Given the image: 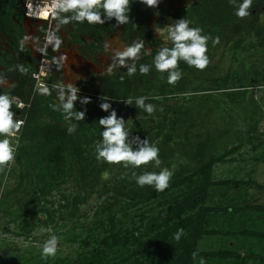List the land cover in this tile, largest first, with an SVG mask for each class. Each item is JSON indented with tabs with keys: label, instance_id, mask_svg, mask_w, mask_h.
<instances>
[{
	"label": "rangeland",
	"instance_id": "374dc122",
	"mask_svg": "<svg viewBox=\"0 0 264 264\" xmlns=\"http://www.w3.org/2000/svg\"><path fill=\"white\" fill-rule=\"evenodd\" d=\"M208 1L203 0V6L194 8L189 23V27H200L201 34L209 36V64L205 69L197 70L180 61L178 67L183 72L182 78L178 84H168L166 73H158L154 66L145 75H141L137 68L132 76L127 75L125 67L117 70L121 78L125 77L123 74L127 75L125 83L119 87L122 93L117 91L106 96L107 92L97 82V88H102L97 93V99L83 94L91 98L90 103L82 105L79 99L75 102L76 110H95L90 116L91 122H95L94 118L99 120L109 114L99 107L100 98L109 97L118 116L128 120L130 140L135 141L139 136L159 146L165 135L170 134V139L164 145L169 150L168 159H160V168L166 167L173 174L182 175H172L168 187L162 192L155 191L153 186L147 189L148 185H145L142 187L146 191L143 200H129L130 196L120 194L117 185L125 186L124 192L130 190L131 193L132 188L138 187L133 172L139 175L142 171L155 172L160 168L154 167L151 161L141 165L139 169L125 168L122 162H98L95 158V144L101 137L100 131L94 129L95 136L92 141L83 145L81 156L74 155L69 146L67 147L66 160L73 169L69 178L63 181L65 173H61L54 184L47 185V180L41 176L38 163L37 149L40 142L32 143L30 138H25L21 142L26 144L28 152L16 150L14 162L0 170V264H63L64 260H77L82 248L80 242L88 234L86 229L89 230L99 217L106 215L100 210L109 205H113L112 212L115 213L117 226L126 230H130L132 226H140L141 220L143 226H147L145 224L150 223L152 217L169 212L172 204L182 198L183 191L190 190L194 193L198 189L191 201H196L199 207L204 204L206 208L214 206L213 202L219 197V193L214 194L215 190L220 189L219 183L224 185L221 188L227 189L225 193L228 196L248 194L253 197L249 199H254L252 204L264 207V190L260 191L264 189V38L256 34L254 27L249 28L246 25L239 32L234 29L237 24L250 21L258 26L263 24L264 0H252L249 15L243 18L234 14V7L229 0ZM206 3L208 5L205 6ZM257 19L261 22H256ZM261 27L264 28V24ZM217 39L218 42L213 43ZM251 43L253 47L250 46ZM167 46L171 47V44ZM235 53H238L236 58L232 56ZM152 57L150 53L140 61L142 64L151 65ZM162 75L164 79L161 78ZM223 78L227 80L223 81ZM179 85H184L181 86L183 89H178ZM87 87L94 92L93 85ZM230 92L236 94L228 97L227 93ZM141 95L148 96L150 103L155 106L151 115L123 102V99L132 97L134 103L135 98ZM31 98H34L37 108L34 124L54 122L44 111L47 97L35 92ZM55 102L57 103L56 98ZM49 110L53 108L50 107ZM179 110L188 114L181 116L184 118L181 124L175 121L176 116L181 115ZM158 122L163 125L160 133ZM62 124L67 125V122ZM188 126V137L192 141L197 139L196 135L201 139L205 138L207 133L214 140L209 145L212 148H208V152L214 156L209 178L211 187L208 184L205 186L207 181L199 170L204 163L199 155L200 148L185 142L187 139L184 131ZM248 136H251L250 139ZM12 139L17 142L19 138ZM135 146L133 143V147ZM97 165L102 167L100 171H97ZM83 166L85 170L81 173L79 170ZM105 171L109 174L107 179L102 178ZM193 171H196L195 175L188 179ZM200 186L203 190H200ZM119 201L134 203L127 209L125 216L118 209ZM261 211L264 216V208ZM181 218L182 216L175 218L169 225ZM118 219H122V222ZM215 220L210 219L209 229L217 228L226 218L220 215ZM153 224L151 221V226ZM22 225L26 228H22ZM103 228L97 226V234L104 235ZM157 231L155 228L147 230L148 233L143 230L140 235L145 242L140 247L131 241L126 245H114L108 251L109 257L120 260L134 248L138 250L136 256L141 253L148 255L151 245L149 240ZM53 234L59 238L57 254L46 260L42 259L41 248L45 240ZM220 238L217 234H205L199 241V252L219 249L224 243ZM246 251L243 249L242 252ZM161 253L155 249L152 257L158 259ZM146 255L145 260H150V256L146 258ZM195 258L197 264L204 260L203 256ZM129 262L128 260L127 264Z\"/></svg>",
	"mask_w": 264,
	"mask_h": 264
},
{
	"label": "trees",
	"instance_id": "16d2710c",
	"mask_svg": "<svg viewBox=\"0 0 264 264\" xmlns=\"http://www.w3.org/2000/svg\"><path fill=\"white\" fill-rule=\"evenodd\" d=\"M246 25L249 28L254 27L256 34L261 35L264 38V28L259 27L258 24L255 25L254 22L251 21L244 24H237L234 29L236 32H239L242 31V28ZM250 46L253 47V43H251ZM237 55L238 53L232 54L235 58ZM126 76L124 78H119L120 76L116 75L109 78L108 86L110 89L114 92L118 91V93H122L123 91L119 89L118 84L126 80ZM224 80L226 81L227 78H223V81ZM181 86L184 85L177 86L178 89L179 87L181 88ZM110 93L112 92H108V94ZM235 94L236 92L227 93L228 97H233ZM47 99L44 111L47 112L54 122H47L43 125L34 124L37 109L35 108V104H31L30 102V105L25 106L21 111L25 123L22 126L19 142H16V150H19L22 153L28 152L26 144L21 142V140L25 138H30L32 143L39 141L40 144L37 149V154L38 163H40L41 176L47 180V185H51L55 183L58 174L65 173L62 178L63 181H66L72 174L73 169L66 160L67 147L69 146L70 151L74 155L81 156L84 151L83 145L92 141L95 136V133L93 132L94 129L97 131H101L102 129L96 118H94L95 122H91L92 119L90 116L94 114L95 110L85 109L86 120L73 121V123L77 124L76 130L71 134L68 133L67 125L62 124L64 120L61 113L54 109L49 110L51 107L50 105L56 103L55 100L51 97H48ZM145 102L150 103V99L148 98ZM133 107L135 106L133 105ZM137 109L138 108H136V110ZM103 112L108 113L105 111ZM145 113L148 114L147 112ZM179 113H181V115H177L175 121L178 124H181L184 120L181 116L188 114L182 110H179ZM161 121L163 120L161 119ZM88 122H90V124H87ZM162 126L161 122L157 123L158 133H160ZM188 129H190V126L185 128L184 131L187 139L185 142L190 146L194 145L195 147L200 148L199 150L201 152L199 151V155H201L200 158L203 159L204 163H202L199 170L202 173L201 176L207 181L205 186L208 184V187H211L209 178L210 168L214 162V156H211L208 152V148H212L209 145H212L214 140L211 139V134L207 133L205 138L201 139L199 135H196L197 139L192 141L191 138L188 137ZM248 132L249 130L246 133ZM262 135L264 136V133H262ZM170 137V134H166L158 146L160 159H168L167 153L169 150L164 145ZM250 137L251 136H248L249 139ZM30 153H32V151ZM206 156L208 158H206ZM101 169L102 167L97 165V171H100ZM84 170L85 168L83 166L79 171L82 173ZM159 171L160 170H156L155 172L158 173ZM195 173L196 171H193L187 178L190 179ZM174 174L176 177L182 175V173ZM219 184H221L219 185L220 189H217L214 192V194L219 193L218 200L213 202L214 206L206 208L204 207V204L199 207L196 201H191L192 197L198 193V189H194V193H191L190 190L186 192L183 191L182 198L172 204L171 208L168 210L169 212L163 214L160 213L158 216L152 217L150 223L148 222L145 224L147 226H143V220H141L140 226H132L130 230H126L122 226H117L115 213L112 212L113 205L104 207L100 212L106 214L104 216L105 218L99 217V219L95 221V225L93 224L89 230L86 229L88 234L83 236L80 242L82 248H80L78 259L73 261L64 260L63 264H127L128 260L130 261L129 264H197L195 257L200 256H203L204 258L200 264H264V216L261 213V209L264 207L261 205L259 206L258 204H252L254 199H249L253 197L248 194L237 193V195L234 194L228 196L225 193L227 189L221 188L224 186L222 183ZM117 186L120 194L125 193L126 195H129V200L131 201H138V199L143 200V195L146 194V191H143V188L140 186L135 189L132 188L131 193L130 190L124 192L125 186L122 187L121 184ZM149 186L150 185L147 186V189ZM202 188L203 187L200 186V190H203ZM150 189L148 192H150ZM263 190L264 189H260V191ZM205 195H207L206 192ZM235 195L236 197H233ZM119 203L118 209H121L124 212L123 216L127 215V209L134 205V203L126 201H119ZM234 204L235 206L232 207ZM220 215L225 216L226 220H224V223L222 222L217 228L209 229L208 224L210 219L213 218L215 220ZM181 216V219L174 222L172 225H169L172 220L175 218L178 219ZM118 220L122 222V219ZM151 221L154 222L153 226H151ZM97 226L102 228L103 226L106 227L105 229L103 228L105 232L104 235L97 234ZM22 228L26 227L22 225ZM154 228L158 230L157 234L149 240L151 245L149 253H147L148 255L145 253L146 258L147 256L148 258L150 256V260H145V255L142 253L140 256H136L138 252L137 248H134L132 252L120 260H114V258L109 257L108 251L112 250L114 245L118 243L126 245L131 241L137 247H140L145 242L142 240L140 233H143V230L148 233L147 230H152ZM181 228L184 230L183 234L179 240H176L174 234ZM205 234H217L218 237H221L220 239L224 240V243H222V245L219 246V249H216L215 251H205L200 253L198 250L199 241L205 236ZM158 237L160 238L158 239ZM164 244L166 245L164 246L165 248L163 247ZM247 246L249 248H245ZM155 249L162 252L158 259L152 257ZM243 249H246L247 251L243 253ZM132 258H134L133 261L131 260Z\"/></svg>",
	"mask_w": 264,
	"mask_h": 264
},
{
	"label": "clouds",
	"instance_id": "9594fccd",
	"mask_svg": "<svg viewBox=\"0 0 264 264\" xmlns=\"http://www.w3.org/2000/svg\"><path fill=\"white\" fill-rule=\"evenodd\" d=\"M133 0H53L50 9H46L43 17H47L49 13L58 24H68L70 22L85 23L90 25L104 24L115 18L116 24H125L130 20V5ZM138 2L147 7L156 8L160 0H138ZM234 7V14L243 18L249 15V8L252 0H229ZM31 9V5H28ZM190 21L186 18H180L174 23L167 24L166 27L156 28L158 36L165 42L163 46L152 57L151 65L140 64L139 72L147 74L152 66L158 73H166V81L168 84H175L182 78L183 72L178 67L180 61L186 63L189 67L197 70H203L209 64L208 40L209 36L203 35L200 27H189ZM27 39V38H25ZM218 39L213 41L217 43ZM61 40L54 35L46 37L45 46L38 48L37 51L45 53L47 46L51 45L53 50L60 48ZM171 44V47L167 46ZM21 50L24 49V41L20 44ZM144 49L143 41L134 42L127 46L123 51L116 52L113 57L114 63L109 65L107 71L111 72L117 64L127 67V75L132 76L137 72V64L135 61L139 58L141 50ZM145 55L150 54V50L144 51ZM58 67L62 66L65 59L63 55L59 59L53 58ZM127 60H131V64H127ZM16 69L21 74H26L28 69L23 64H18ZM43 73H32L33 79L37 81L35 91L40 95H51L52 90L56 92L57 103L50 105L54 110L59 111L63 120L67 122V132L73 133L77 124L73 121H81L85 119V110H76V101L79 99L80 104L87 105L90 103V97L80 96V88L72 83L53 84L50 90L49 86L41 82ZM162 79L165 77L162 75ZM66 89V90H65ZM99 107L101 110L109 114L100 117L98 124L101 127V139L95 144V158L98 162L108 164H121L125 168L131 167L139 169L141 165H146L150 161L154 167L160 168L161 160L159 158V147L156 143H149L148 139H141L139 136L135 141L129 139V129L127 127L128 120L123 116H118L117 110L112 107L109 99L100 98ZM146 96H138L135 98L128 97L123 99L127 105H134L139 110H143L151 115L155 111V106L146 103ZM13 106L22 109L24 104L20 102L16 96L7 92H0V170L4 169L10 163L14 162L17 143L12 138L18 137L24 120L17 118ZM16 117V118H14ZM133 143L136 144L133 147ZM108 172L102 174V178H108ZM173 172L169 168H160L157 172L142 171L137 175L133 172L136 184L140 187L145 185L153 186L155 191L162 192L168 185ZM183 229H178L174 234V238L179 240L183 234ZM59 238L57 235H50L45 240L41 248V258L48 259L55 257L57 254Z\"/></svg>",
	"mask_w": 264,
	"mask_h": 264
},
{
	"label": "flooded vegetation",
	"instance_id": "af4514ba",
	"mask_svg": "<svg viewBox=\"0 0 264 264\" xmlns=\"http://www.w3.org/2000/svg\"><path fill=\"white\" fill-rule=\"evenodd\" d=\"M210 1L212 0L208 3ZM27 2L28 0H0V92L16 96L24 104L22 109L30 105V102H35L31 98L36 92L37 81L32 77L34 72L43 73L41 82L47 84L50 90L53 84L72 83L83 86L80 87V96L86 94L97 99V93L102 89L97 88L98 82L107 92L106 96L110 95L108 92L114 91L108 86L109 78L119 76L117 70L126 67L117 64L111 72L107 71L109 65L114 63L116 52L123 51L134 42L143 41L144 49L135 61L139 68V64H142L140 59L147 56L144 54L145 50H150L154 56L165 43L156 33V28L165 27L180 18L190 21L194 8L204 5L203 0H160L159 5L152 8L133 0L128 23L117 25L113 18L102 25H90L87 22L58 24L53 17H32L27 13ZM259 21L261 22L257 19L256 22ZM50 34L58 37L62 43L55 51L48 45L46 52L42 54L37 49L45 46L46 37ZM21 41H24L23 50L20 48ZM61 55L65 59L62 66L58 67L53 58L59 59ZM131 63V60H127V64ZM18 64H23L28 72L21 74L16 69ZM178 83L179 80L175 84ZM90 85L94 86V92L87 87ZM46 97L55 100V90ZM22 109L13 106L17 116L23 118ZM21 131L22 128L18 138Z\"/></svg>",
	"mask_w": 264,
	"mask_h": 264
},
{
	"label": "built area",
	"instance_id": "2783aa9c",
	"mask_svg": "<svg viewBox=\"0 0 264 264\" xmlns=\"http://www.w3.org/2000/svg\"><path fill=\"white\" fill-rule=\"evenodd\" d=\"M52 2H53V0H28L27 5H26L27 13L29 15H31L32 17L41 18V17H43L42 13L46 9L51 8ZM28 5H31V9L28 8ZM51 17H52L51 13H49V15L47 17H44V18H51ZM19 101L21 102V100H19ZM18 118L23 119L22 117H18Z\"/></svg>",
	"mask_w": 264,
	"mask_h": 264
},
{
	"label": "bare ground",
	"instance_id": "6f19581e",
	"mask_svg": "<svg viewBox=\"0 0 264 264\" xmlns=\"http://www.w3.org/2000/svg\"><path fill=\"white\" fill-rule=\"evenodd\" d=\"M42 14H44V13H42Z\"/></svg>",
	"mask_w": 264,
	"mask_h": 264
}]
</instances>
